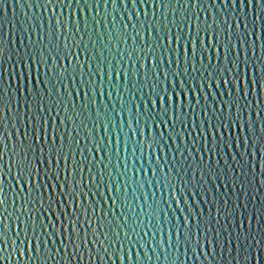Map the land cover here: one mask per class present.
Instances as JSON below:
<instances>
[{
	"label": "water",
	"instance_id": "obj_1",
	"mask_svg": "<svg viewBox=\"0 0 264 264\" xmlns=\"http://www.w3.org/2000/svg\"><path fill=\"white\" fill-rule=\"evenodd\" d=\"M197 23L202 35L204 26L211 25L213 42L221 29L225 39L231 31L239 51L237 69L241 74L249 69L246 96L240 82L244 129L237 122L216 131L217 105L230 99L229 92L236 98L237 69L220 75L223 47L219 60L207 36V51L201 48ZM262 25L264 10L257 0H0V178L5 200L0 219L8 225L0 239V264H256L257 256L264 264V176L259 167H264V89L259 71L256 84L252 82V70L264 66ZM170 30L182 36L179 59L175 41L168 45ZM183 38L197 40L195 71L189 47L187 74ZM235 59L229 45V69ZM165 71L169 80L179 73L176 91L181 92L183 80L191 99L190 106L184 99L183 118L174 125L159 105L163 85L172 90ZM35 116L47 121L49 139L55 126L57 145L63 135L65 152L75 156L76 179L82 175L83 181L78 199L70 197L71 207L55 176L51 181L44 176L46 155L41 165L35 153L41 186L37 192L33 182L31 197L10 167L22 147L32 159L26 133L39 147ZM232 119H237L235 104ZM59 167L63 169V160ZM65 211L74 223L65 221ZM249 214L251 233L238 242L236 233L248 231Z\"/></svg>",
	"mask_w": 264,
	"mask_h": 264
},
{
	"label": "snow or ice",
	"instance_id": "obj_2",
	"mask_svg": "<svg viewBox=\"0 0 264 264\" xmlns=\"http://www.w3.org/2000/svg\"><path fill=\"white\" fill-rule=\"evenodd\" d=\"M51 2V0H49ZM243 2V0H241ZM249 3H251V0H249ZM257 4L261 5L262 10H264V4H261V0H257ZM213 23H215V20H213ZM237 23V33H239V21ZM57 24L59 25V21H57ZM196 34L197 37L199 38V43L201 48H204L205 51H207V45L205 44V36H207L208 42L212 44L213 48L217 49L216 52V57L217 60L220 59V53H219V48L222 46L223 47V53H224V67L223 69H220V75L223 76L224 71L227 70L230 74L233 71V69H237V65L239 62V51H237V43L234 42L231 38V31H229V35L227 39H225L224 34H223V29L220 30V33L216 35L215 37V42H213L212 35L210 34V29L211 25H205L203 28V35L201 34V25L199 23L196 24ZM219 27V25H217ZM245 28H247V24H245ZM261 28H264V25L261 26ZM192 33V25H188V33L187 36L191 37ZM184 43H183V53H184V62H185V74H187L188 71V60H189V47L191 48V54H192V67L193 71H195V58L197 54V40L196 38H183ZM257 39H260V36H257ZM181 40L182 36L179 30L175 34L169 31V34L167 36V41L168 45L171 46L173 41H175L176 44V55L177 58L179 59V51H180V45H181ZM240 40H243V37H240ZM229 45H231L232 50L236 53V59L232 61V69L228 68L229 60ZM261 48V53L264 55V42L261 43L260 45ZM253 55H255V49L253 48ZM245 59L247 57L245 56ZM171 63V60H169ZM203 62V56H201V63ZM209 62L211 63V56L209 55ZM153 65L155 64V59L152 61ZM259 71L261 73V87L264 89V66L257 65L255 69L252 70L253 73V85L256 84L255 80V72ZM248 73L249 69L246 67L244 69L243 74L239 72L237 69L236 75L233 77V84L235 85V90H236V98L232 99V93L229 92L228 95L230 97L229 100L224 101L222 104L217 105V109L220 113V115H217V121L218 123L216 124V131H220L221 128H223L225 131H227L229 125L231 127L233 125L237 126V122H239V127L241 129H244L245 123L241 119L240 116V107H239V94H240V82L241 80L244 81V91H245V96L247 95V79H248ZM31 73L29 72V75ZM211 75V73H210ZM179 73L176 72L173 74V79L169 80L168 78V73L165 71L164 77L165 80L168 81L171 86L172 90H168V86L165 84L163 85V93L167 94V103H168V108L164 107L165 104V95L161 94L159 95V105L160 109L162 110L163 114H166L168 116V120L173 121V125L175 124L176 120L182 119L183 118V108H184V99L188 98L189 100V106L191 105V99L188 90L185 88L184 81L180 80L179 83V88L181 89V92L183 93V96L181 95V92L176 91V78H178ZM225 84L227 85L228 80L225 79ZM219 86V81H217V87ZM209 88H211V85H209ZM202 90V88H201ZM153 92H155V86H153ZM197 97V105H199V93H193ZM206 99V97H205ZM151 106L152 109H156L157 107V99L153 97L151 99ZM175 104V107L173 105ZM236 105V120L232 119V105ZM147 106L148 102L145 103V110L147 111ZM225 107H227V114H225ZM214 115L216 114L215 112L213 113ZM221 116H223V119L221 120ZM257 116H259V113H257ZM168 121H164L165 124H167ZM63 123V121H61ZM201 125H203V122H201ZM33 130L35 134V145H38L39 147L36 148L33 145L32 142V137L28 136L27 133L26 138L28 139V148L33 150V155L32 159L30 160L28 158V154L25 148H21L20 152L16 153V157L11 160L10 167L14 166L16 168V177H17V183H20L21 178H23L24 183L28 185V197H31L32 195V185L33 182L35 181V187L36 191L39 192L40 190V182H39V177H40V168L36 165V151L39 152V159H40V164H44V157L45 155L47 156V164L48 168L44 169V176L47 177L49 181L53 179V176H55V180L57 182H60V190L62 193L66 192V197L68 199L69 206L71 207L73 205V200L70 198L72 194H76L77 199L79 197V193H77V187L82 183L83 177L81 175V180L77 181L76 179V170H77V164H76V159L75 156L72 155L70 152H65L64 150V137L63 135H60L59 139V144L57 145V130L55 126L52 127L51 130V139H49V131H48V126H47V121L45 120L43 123H41L40 117L35 116L33 119ZM195 126V125H193ZM156 127H159V124H156ZM247 127L249 132L252 131V121H251V116H249L248 121H247ZM203 129V127L201 126ZM209 130H211V124H209ZM264 130V129H262ZM213 139H215V133H213ZM41 140H43V143L41 144ZM245 142H247V137H245ZM3 138L0 136V146L3 145ZM153 143L155 141L153 140L151 143L147 144L149 149H152ZM23 153V155H21ZM71 155V165H69V157ZM61 160H63L64 167L61 170L59 165L61 163ZM53 163H55V167H53ZM260 171L262 176H264V167H261L259 164ZM81 173L83 172V169H80ZM0 172H2V166H0ZM52 173V175H49V173ZM89 172H91V168H89ZM61 173H63V178L61 179ZM95 179V178H93ZM260 184L264 186V180L260 181ZM53 191H55L56 188V183L52 184ZM21 192H23V185H21ZM82 192V191H81ZM28 197H25V199H28ZM49 203L52 204L51 197L49 198ZM5 204V200L3 197V187H2V178H0V208H3ZM6 211V209H4ZM26 210L23 205H22V211ZM86 211L85 215H86ZM231 215V213H229ZM243 214L241 213V216ZM251 215L249 214V220H248V231L247 232H237L236 233V240L239 242L241 239L247 241L248 235L251 233V227H252V220H251ZM72 216L76 218V220L79 219V217L76 216V211L75 208L72 210ZM59 212H57V219L59 220ZM65 221L69 223H74L69 216L67 215V212L65 211ZM62 224L64 221L61 222ZM90 223V222H89ZM189 223L188 218L185 217V224L187 225ZM256 223L259 225L260 221L259 218H257ZM0 224L3 225V228L0 229V239L4 238L5 230L7 229L8 225L4 224L3 220L0 219ZM240 228H244V223L243 220L240 222ZM73 231L77 232L75 227H73ZM32 232L35 235L36 233V226L35 222L32 224ZM24 234L25 237L28 236V225L25 223L24 225ZM259 234V232L257 233ZM19 235V232L17 233ZM77 232V236H78ZM179 235V234H177ZM71 237H69L70 239ZM264 239V237H261ZM259 240H257V244H259ZM13 244L15 245V241H13ZM29 248H31V242L29 241ZM37 250H39V241H37ZM21 255H23V251H21ZM256 264H259V257L257 256L256 258Z\"/></svg>",
	"mask_w": 264,
	"mask_h": 264
}]
</instances>
